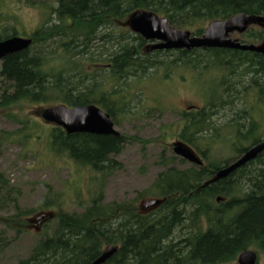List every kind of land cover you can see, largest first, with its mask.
Returning a JSON list of instances; mask_svg holds the SVG:
<instances>
[{
  "label": "trees",
  "instance_id": "obj_1",
  "mask_svg": "<svg viewBox=\"0 0 264 264\" xmlns=\"http://www.w3.org/2000/svg\"><path fill=\"white\" fill-rule=\"evenodd\" d=\"M56 3L49 18L26 36L30 45L1 59L0 110L14 108L6 117L18 127L0 131V147L11 142L27 150L29 138H40L36 133L41 134V125L20 112L23 104H95L115 126L120 117L138 115L134 112L141 92L131 88L157 73L166 78L184 69L200 90L202 103L179 111L175 139L202 164L174 153L161 155L163 170L148 188L127 200L103 202L104 179L120 168L115 156L139 138L123 133L67 134L48 123V149L100 173L96 179L101 184L81 211H65L57 201L60 193L53 192L55 200H48L47 194L41 206H58L56 223L15 264H87L108 245L116 250L101 264H238L244 249L254 250L258 259L264 255V150L214 179L219 169L264 139V55L227 48L144 49L141 35L117 30L134 11L145 10L165 18L173 29L200 36L203 25L211 21L240 13L264 16V0ZM1 7L0 41L18 35ZM240 36L243 43L258 44L264 30L250 25ZM85 62L94 63L91 73ZM218 148H228L230 155L212 159ZM18 196L17 188L0 172V202L15 209L9 216L14 220L2 221L6 229L32 211L17 206ZM147 196L158 203L143 209L138 202ZM5 245L0 236V250Z\"/></svg>",
  "mask_w": 264,
  "mask_h": 264
},
{
  "label": "rangeland",
  "instance_id": "obj_2",
  "mask_svg": "<svg viewBox=\"0 0 264 264\" xmlns=\"http://www.w3.org/2000/svg\"><path fill=\"white\" fill-rule=\"evenodd\" d=\"M0 4L4 19L11 20L18 35L24 37L49 18L51 6L57 3L56 0H0ZM129 16L118 26V31L131 30ZM250 25L264 30L262 24ZM240 34L234 32L229 37L241 39ZM85 67L90 73L95 68L94 63L90 62H85ZM161 74L144 78L130 90L141 92L140 103L134 112L138 115L120 117L115 129L128 136H137L139 141L127 143L115 156L120 168L105 177L103 202L127 200L133 198L136 192L148 188L163 170L159 163L160 156L173 154L172 147L179 144L175 139L180 126L179 111L202 103L200 90L190 80L186 70L178 69L166 78H162ZM45 106L34 103L21 106L20 112L23 115L31 116V120L41 125V134L36 133L40 138H29L27 150L11 142H4L0 147V172L19 191L17 206L32 210L6 229L2 221L5 218L14 220L9 219V216L14 214L15 209L11 204L0 202V231L5 230L3 234L0 232V236L1 241L6 243L0 250V264H15L19 258L28 256L38 237L44 231L50 232L53 229L58 206H41L47 194L48 200H55L53 192L60 193L57 201L63 210L81 211L96 195L101 184L96 179L100 173L88 166L77 165L65 154L56 155L48 149L47 129L51 124L40 117V111ZM8 111H14V108L0 110V131H11L18 127L6 117ZM256 115L260 116V113L256 112ZM229 155L228 148H218L213 150L211 158L221 159ZM152 199L154 197L151 196L141 199L139 206L146 208V203ZM17 228L20 230L17 231ZM257 264H264V255L259 256Z\"/></svg>",
  "mask_w": 264,
  "mask_h": 264
},
{
  "label": "water",
  "instance_id": "obj_3",
  "mask_svg": "<svg viewBox=\"0 0 264 264\" xmlns=\"http://www.w3.org/2000/svg\"><path fill=\"white\" fill-rule=\"evenodd\" d=\"M131 31L141 35L145 40H155L151 49H192V48H227L246 50L264 55V40L258 44L243 43L229 34L242 33L250 24L264 25V16L246 15L243 13L233 15L225 20H215L207 24L200 36H195L185 29L171 28L166 19L145 10L134 11L128 19ZM31 38L19 35L0 41V59L13 52L27 48ZM40 117L47 123L55 124L67 133H90L118 136L120 132L115 129L109 114L95 104L81 106L55 105L43 107ZM264 150V139L246 149L238 158L219 169L214 179L225 177L235 169L243 166ZM172 152L189 162L202 164L200 159L182 144H175ZM219 200V198H217ZM157 200H150L147 207L157 205ZM116 246H106L101 254L87 264H101L115 252ZM257 253L252 249H244L237 256L238 264H256Z\"/></svg>",
  "mask_w": 264,
  "mask_h": 264
},
{
  "label": "flooded vegetation",
  "instance_id": "obj_4",
  "mask_svg": "<svg viewBox=\"0 0 264 264\" xmlns=\"http://www.w3.org/2000/svg\"><path fill=\"white\" fill-rule=\"evenodd\" d=\"M24 37H26V36H24ZM240 40V39H239ZM155 43V40H145L144 39V49H146L147 47L149 48V49H151V46L153 45ZM0 62H1V59H0ZM103 66H105V64H101V67H103ZM193 107V105H191V106H188V109L189 108H192ZM188 109H186V110H188ZM166 132H167V135H168V123H167V125H166Z\"/></svg>",
  "mask_w": 264,
  "mask_h": 264
}]
</instances>
